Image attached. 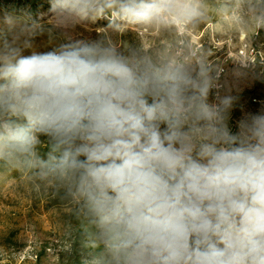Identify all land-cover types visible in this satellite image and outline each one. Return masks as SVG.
I'll use <instances>...</instances> for the list:
<instances>
[{"label": "clouds", "instance_id": "1", "mask_svg": "<svg viewBox=\"0 0 264 264\" xmlns=\"http://www.w3.org/2000/svg\"><path fill=\"white\" fill-rule=\"evenodd\" d=\"M46 2L47 31L63 34L198 12L183 0ZM44 30L0 8V163L64 189L102 264H264V103L234 121L235 98L203 71L103 38L37 50Z\"/></svg>", "mask_w": 264, "mask_h": 264}, {"label": "rangeland", "instance_id": "2", "mask_svg": "<svg viewBox=\"0 0 264 264\" xmlns=\"http://www.w3.org/2000/svg\"><path fill=\"white\" fill-rule=\"evenodd\" d=\"M183 2L196 5L198 12L163 24H88L70 34L47 31L46 0H0V8L22 25H44L33 39L37 50L69 39L103 38L125 54L203 71L215 94L235 98L234 121L242 111H256L264 103V0ZM46 151L42 146L41 153ZM93 233L64 189L0 163V264H102Z\"/></svg>", "mask_w": 264, "mask_h": 264}]
</instances>
